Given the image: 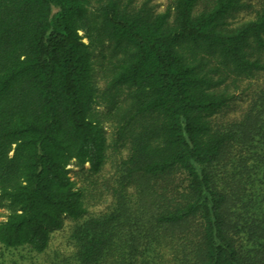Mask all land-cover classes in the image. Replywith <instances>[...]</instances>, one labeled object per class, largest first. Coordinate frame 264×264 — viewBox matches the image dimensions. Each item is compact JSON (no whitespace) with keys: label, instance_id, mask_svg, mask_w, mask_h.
Listing matches in <instances>:
<instances>
[{"label":"trees","instance_id":"16d2710c","mask_svg":"<svg viewBox=\"0 0 264 264\" xmlns=\"http://www.w3.org/2000/svg\"><path fill=\"white\" fill-rule=\"evenodd\" d=\"M110 146L117 199L90 214L69 165L91 183ZM1 208L9 250L74 221L51 264H153L163 240L175 264H264V0H0Z\"/></svg>","mask_w":264,"mask_h":264},{"label":"rangeland","instance_id":"374dc122","mask_svg":"<svg viewBox=\"0 0 264 264\" xmlns=\"http://www.w3.org/2000/svg\"><path fill=\"white\" fill-rule=\"evenodd\" d=\"M156 4L159 10H163L170 0H152ZM87 40V39H85ZM98 54L95 56V60L98 61ZM96 80L99 84V87L104 86V80L101 77V72L99 66L96 65L95 72ZM234 86L232 87V89ZM238 103L243 104L242 100H239ZM99 109L106 113L107 108L105 105H100ZM236 110L231 109V113H234ZM103 116H105L103 114ZM104 128L108 140L111 141L113 127L111 122L105 120ZM108 159L105 165V168L102 174L96 178H93V182L90 183V180H87L84 175H81L82 168L75 163H71L70 175L74 180L78 182V185L82 186L84 190V196L89 208L90 214H96L103 211H106L110 206L116 201L115 193L119 189L120 182L116 180V171H121L122 169V159L126 158L129 150L126 147H114L110 146L108 148ZM85 167H89V164L86 163ZM116 188V189H114ZM130 190V186H129ZM135 198L138 197V193L134 194ZM8 211L5 208L0 209V220L5 218ZM74 221L71 218H64L63 227L60 230H57L52 233L50 246L49 248L41 254L32 253L28 249H6L5 247H0L1 263L0 264H51V261L55 260L56 262L67 259L72 255V240L70 238L71 227L73 226ZM153 264H175V247H172L170 242L163 240L161 245H159L156 250L153 252L152 257H150Z\"/></svg>","mask_w":264,"mask_h":264}]
</instances>
